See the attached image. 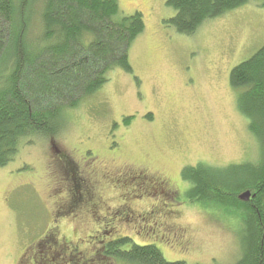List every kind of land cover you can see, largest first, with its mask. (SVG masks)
Masks as SVG:
<instances>
[{"label": "rangeland", "instance_id": "rangeland-1", "mask_svg": "<svg viewBox=\"0 0 264 264\" xmlns=\"http://www.w3.org/2000/svg\"><path fill=\"white\" fill-rule=\"evenodd\" d=\"M119 2L124 14L139 11L146 23L130 46L132 72L112 71L95 95L66 110L56 135L23 140L0 168V264H127L99 253V242L126 236L156 245L168 261L234 264L241 256L238 199L235 208L189 191L174 199L107 171L147 168L185 188L187 166L217 173L259 162L261 143L229 77L264 44V0L192 34L166 23L175 14L167 0ZM124 203L131 214L117 213Z\"/></svg>", "mask_w": 264, "mask_h": 264}, {"label": "trees", "instance_id": "trees-1", "mask_svg": "<svg viewBox=\"0 0 264 264\" xmlns=\"http://www.w3.org/2000/svg\"><path fill=\"white\" fill-rule=\"evenodd\" d=\"M15 1L0 0V168L13 160L23 140L56 135L66 110L95 95L112 71L132 72L130 46L146 29L143 14H124L119 0ZM252 1L167 0L175 14L166 23L192 34L204 22ZM35 18L40 21L36 35ZM229 82L261 143L260 160L217 173L203 164L187 166L182 178L191 185L190 198L201 195L233 208L238 199L245 234L234 264H264V44L233 67ZM236 190L251 191V199L239 200ZM99 243L102 256L127 264H189L168 261L156 245L137 244L127 236Z\"/></svg>", "mask_w": 264, "mask_h": 264}, {"label": "flooded vegetation", "instance_id": "flooded-vegetation-1", "mask_svg": "<svg viewBox=\"0 0 264 264\" xmlns=\"http://www.w3.org/2000/svg\"><path fill=\"white\" fill-rule=\"evenodd\" d=\"M198 166V165H196ZM147 168L136 169L132 165L125 164L118 168L117 170L107 171V175H114L122 178L124 185H131V187H143L144 188H153V190L163 191L164 194L171 195L173 198L180 200V194H188L190 190V184L186 185L185 188L182 187V184L176 185L171 179L163 176L162 174H157L156 176H150ZM183 171V170H182ZM150 172V171H149ZM182 175V172L180 173ZM124 202H126L124 200ZM175 205H180L181 201L174 202ZM117 213L125 214L126 212L123 208L129 213L132 212L128 208V204L124 203L121 206ZM131 214V213H130ZM182 239V238H181ZM180 239V240H181ZM182 246H184L182 244Z\"/></svg>", "mask_w": 264, "mask_h": 264}, {"label": "water", "instance_id": "water-1", "mask_svg": "<svg viewBox=\"0 0 264 264\" xmlns=\"http://www.w3.org/2000/svg\"><path fill=\"white\" fill-rule=\"evenodd\" d=\"M251 196H252L251 191L246 190L243 193H241L238 197L241 200L248 201V200H250Z\"/></svg>", "mask_w": 264, "mask_h": 264}]
</instances>
